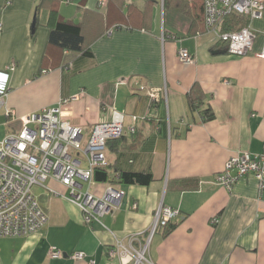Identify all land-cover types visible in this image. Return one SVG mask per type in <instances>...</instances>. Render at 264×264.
I'll return each mask as SVG.
<instances>
[{"label": "crops", "instance_id": "1", "mask_svg": "<svg viewBox=\"0 0 264 264\" xmlns=\"http://www.w3.org/2000/svg\"><path fill=\"white\" fill-rule=\"evenodd\" d=\"M39 1L0 0V71L15 64L0 108V140L17 134L23 117L80 95L63 106L62 118L81 128L83 141L94 125L110 121L112 110L124 114L123 135L107 143L106 165L95 170L90 192L102 196L109 185L105 173L111 179L118 171L144 173L153 181L115 184L124 193L118 210L91 225L66 199L63 185L46 181L44 193L34 196L47 223L35 234L0 237V264H134L109 251L116 241L144 242L161 205L179 215L171 232L160 227L153 235L146 253L150 263L264 264V192L258 182L239 179L229 192L213 181L236 153L264 149V60L257 56L264 11L260 19L246 17L258 33L252 51L236 57L205 32L200 19L194 22L200 0L55 4L64 19L86 16L90 55H84L48 46L43 26L32 32ZM179 49L194 63L181 64ZM194 90L195 104L210 107L212 120L202 122L199 108L190 110L188 94ZM5 109L13 119H6ZM51 247L65 257L50 259ZM76 252L85 260L73 261Z\"/></svg>", "mask_w": 264, "mask_h": 264}, {"label": "built area", "instance_id": "2", "mask_svg": "<svg viewBox=\"0 0 264 264\" xmlns=\"http://www.w3.org/2000/svg\"><path fill=\"white\" fill-rule=\"evenodd\" d=\"M104 5L105 0H101L99 7ZM263 11V0H203L204 27L207 33L215 34L218 41L225 44L230 55L243 57L252 51L258 32L250 24L228 33H219L218 27L227 15L237 14L253 20L260 19ZM257 56L264 60V32L262 47ZM177 57L183 65L194 63L186 49H179ZM14 69L15 64H12L0 71V108L4 106L9 74ZM79 96H73L69 101L61 100L57 107L46 108L23 117L20 131L0 140L1 238L28 236L45 226L47 216L32 188L34 185L42 186L50 179L67 189L66 199L80 209L86 225L100 224L101 218L118 210L124 196L121 190L107 185L102 196L97 197L90 192V187L95 170L106 165L104 152L107 143L123 135L124 114L112 110L110 121L94 125L82 147L84 141L81 128L70 125L62 118L63 106L70 101H76ZM149 96L155 99L157 94L150 92ZM5 117L10 120L14 118V114L5 109ZM249 176L258 182L259 192L263 193L264 149L257 155L248 152L236 153L227 160L224 169L214 175L213 181L230 192L239 179ZM132 209H136V204H133ZM178 215L177 209L161 205L144 242L135 246V238L128 245L116 241L109 255L118 257L121 262L129 260L134 264H152L145 256L153 235L158 228L166 226ZM216 222L213 219L211 224ZM48 256L50 259H62L65 254L51 247ZM85 257L81 252L70 255L73 261H83Z\"/></svg>", "mask_w": 264, "mask_h": 264}, {"label": "trees", "instance_id": "3", "mask_svg": "<svg viewBox=\"0 0 264 264\" xmlns=\"http://www.w3.org/2000/svg\"><path fill=\"white\" fill-rule=\"evenodd\" d=\"M47 1L49 3H47ZM70 1V0H40L35 13V24L34 30L38 27L43 26L48 30L47 45L58 48L62 51L82 53L84 55H90L88 45L90 41L88 40L91 32L85 31L84 21H86V16H81L78 20L76 19H64L55 10L54 5ZM201 1V7H198L199 14L194 17V22L201 20L204 26V13H203V0ZM169 4V1L164 0V4ZM198 4V2H197ZM197 12V13H198ZM99 17V16H96ZM91 25V22H89ZM199 25V24H198ZM247 25L246 17L237 14H230L224 17L218 27L219 33H228L239 30L240 28ZM92 26V25H91ZM205 30V27H204ZM206 32V30H205ZM102 35H96L98 37ZM195 90L188 94V105L191 111H196L199 108L198 104H195L198 100V96L194 97ZM202 122L210 121L214 118V113L211 108L208 107L204 110H200ZM116 177L113 179L105 173V180L109 185L114 186L115 184L122 185H139L148 186L152 181V175L144 173H132L118 171L115 173ZM176 227V223L170 221L162 229L167 233L171 232Z\"/></svg>", "mask_w": 264, "mask_h": 264}, {"label": "rangeland", "instance_id": "4", "mask_svg": "<svg viewBox=\"0 0 264 264\" xmlns=\"http://www.w3.org/2000/svg\"><path fill=\"white\" fill-rule=\"evenodd\" d=\"M73 1H75V0H73ZM75 3V2H74ZM63 5H66V4H63ZM65 7V6H64ZM69 9L70 8H72L73 6L71 5V6H67ZM0 139H1V137H0ZM86 144V141H84V143H83V145H82V147L84 146ZM48 182V181H47ZM47 182H45V183H43L42 185L43 186H46L45 184H47ZM44 189H43V187H41V186H39V185H34L33 186V188H32V192H33V194L38 198V197H40L43 193H44ZM47 193V192H46ZM67 195H68V192H67ZM145 258H146V256H145Z\"/></svg>", "mask_w": 264, "mask_h": 264}, {"label": "water", "instance_id": "5", "mask_svg": "<svg viewBox=\"0 0 264 264\" xmlns=\"http://www.w3.org/2000/svg\"><path fill=\"white\" fill-rule=\"evenodd\" d=\"M34 24H35V17L33 18V21H32V32H34ZM225 52V51H223Z\"/></svg>", "mask_w": 264, "mask_h": 264}]
</instances>
